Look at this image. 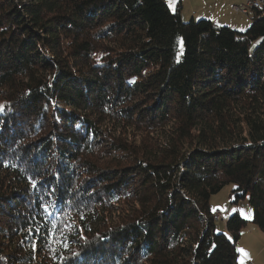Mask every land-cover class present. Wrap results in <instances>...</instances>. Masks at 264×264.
<instances>
[{"label":"trees","instance_id":"obj_1","mask_svg":"<svg viewBox=\"0 0 264 264\" xmlns=\"http://www.w3.org/2000/svg\"><path fill=\"white\" fill-rule=\"evenodd\" d=\"M180 11L0 0V264H238L226 185L264 234V17Z\"/></svg>","mask_w":264,"mask_h":264},{"label":"rangeland","instance_id":"obj_2","mask_svg":"<svg viewBox=\"0 0 264 264\" xmlns=\"http://www.w3.org/2000/svg\"><path fill=\"white\" fill-rule=\"evenodd\" d=\"M243 1L244 0H233L230 3H233L232 5L234 6L240 7V4L243 3ZM192 4L194 7L196 6L192 0H190V2H184V8H188L189 5ZM228 4L225 6V11L228 13L227 17L229 19H233V25L230 24L228 18L222 22L221 20H217L215 22L219 26L230 27L231 29L239 32L244 31L250 25L249 15L236 13L231 10L228 11ZM224 15L226 14L224 13ZM200 19L215 23L210 19ZM232 189V185H226L221 191L212 195L209 199L210 210L214 212V214L219 211L223 217L221 221H216L215 231L217 233H222L228 239H231V236L226 228V222L233 214L239 215V217L246 222V225L241 230L240 237L236 242V251L238 254L237 263L240 264L241 259H243V264H264V234L252 222V210L247 199L240 200L237 204L232 203L233 197L230 195ZM238 249H243L247 253V256L242 257V254L238 251Z\"/></svg>","mask_w":264,"mask_h":264},{"label":"crops","instance_id":"obj_3","mask_svg":"<svg viewBox=\"0 0 264 264\" xmlns=\"http://www.w3.org/2000/svg\"><path fill=\"white\" fill-rule=\"evenodd\" d=\"M233 0H192V2L196 5L195 7L189 5L188 8H184V2H190V0H165L168 4L169 8L173 10L176 5L179 3L181 6L180 16L182 21H189V20H197L200 18L210 19L211 21L226 20L228 17V13L225 11V6L228 4V11L229 6L233 3H230ZM246 0L243 1L244 4ZM224 13L226 15H224ZM231 25H233V19H229ZM216 23V22H215ZM217 24V23H216Z\"/></svg>","mask_w":264,"mask_h":264},{"label":"built area","instance_id":"obj_4","mask_svg":"<svg viewBox=\"0 0 264 264\" xmlns=\"http://www.w3.org/2000/svg\"><path fill=\"white\" fill-rule=\"evenodd\" d=\"M250 4H257V10L260 12V17L263 18V10H264V0H246L245 3L243 5H241L240 7L231 5L229 6V9L233 12L236 13H242L247 15L248 13H250ZM215 220L216 221H221L222 219V214L217 211L215 214Z\"/></svg>","mask_w":264,"mask_h":264},{"label":"snow or ice","instance_id":"obj_5","mask_svg":"<svg viewBox=\"0 0 264 264\" xmlns=\"http://www.w3.org/2000/svg\"><path fill=\"white\" fill-rule=\"evenodd\" d=\"M0 107H2V106H0ZM241 211H242V210H241ZM238 251L242 254V257H243V256H247V253H246L243 249H238ZM240 264H243V259H241Z\"/></svg>","mask_w":264,"mask_h":264},{"label":"bare ground","instance_id":"obj_6","mask_svg":"<svg viewBox=\"0 0 264 264\" xmlns=\"http://www.w3.org/2000/svg\"><path fill=\"white\" fill-rule=\"evenodd\" d=\"M257 10V4H250V11ZM263 17H264V10H263Z\"/></svg>","mask_w":264,"mask_h":264}]
</instances>
